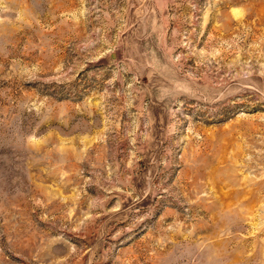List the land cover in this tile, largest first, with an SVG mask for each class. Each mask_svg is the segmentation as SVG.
<instances>
[{
	"label": "rangeland",
	"instance_id": "1",
	"mask_svg": "<svg viewBox=\"0 0 264 264\" xmlns=\"http://www.w3.org/2000/svg\"><path fill=\"white\" fill-rule=\"evenodd\" d=\"M0 264H264V0H0Z\"/></svg>",
	"mask_w": 264,
	"mask_h": 264
}]
</instances>
